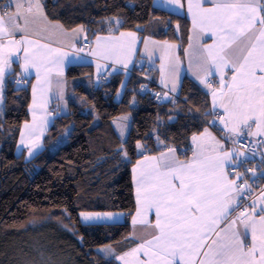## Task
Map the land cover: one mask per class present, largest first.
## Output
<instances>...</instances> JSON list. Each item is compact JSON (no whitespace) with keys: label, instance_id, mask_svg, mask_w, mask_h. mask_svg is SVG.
<instances>
[{"label":"trees","instance_id":"obj_1","mask_svg":"<svg viewBox=\"0 0 264 264\" xmlns=\"http://www.w3.org/2000/svg\"><path fill=\"white\" fill-rule=\"evenodd\" d=\"M41 2L51 23L69 32L82 28L91 43L133 32L184 49L190 37V21L155 8L153 0ZM12 66L0 112V264H121L113 253L123 256L137 246L132 237L135 196L121 184L144 156L138 145H145L146 155L174 150L189 160L193 137L213 118L210 96L186 79L179 101L161 99L151 73L144 70L113 72L99 80L88 75L83 81H89V89L83 86L80 93L77 80H70V115L57 119L44 151L25 160L17 148L28 116L12 125L7 115L26 113L33 80L23 78L18 62ZM122 115L133 119L126 140L113 125ZM69 127L73 130L63 143ZM88 213L122 214L125 221L85 225L80 216ZM108 248L111 257H102L98 250Z\"/></svg>","mask_w":264,"mask_h":264},{"label":"crops","instance_id":"obj_2","mask_svg":"<svg viewBox=\"0 0 264 264\" xmlns=\"http://www.w3.org/2000/svg\"><path fill=\"white\" fill-rule=\"evenodd\" d=\"M39 3L42 6L41 12L36 10L35 0H33L31 13L24 11L28 7L27 2L24 3L22 12L27 17L28 23L25 27L23 18L19 20L23 31L15 30L10 31V34H0V68L3 69L0 72V112L5 100V79L12 72L14 62L21 65V73L26 81L33 80L31 105L26 113L7 115V123L12 125L22 124L24 116H28V121L22 124L18 155H27L29 160L38 156L45 149L44 140L57 119L70 115L68 96L71 81L77 80L78 84L85 86L88 91L89 87L85 84L89 81H83L87 74H93L92 77L99 80L113 72L133 74V71L139 69L151 73V80H149L169 93L170 96L164 97V100L169 98L176 101L183 82L189 79L210 96L212 116L214 118L216 114H222L223 122L222 119L220 121L214 119L215 130L206 128L201 134L194 136L197 138L192 139L193 150L189 160H182L174 150L158 155L143 154L142 159L128 170L121 188L132 192L135 196L137 210L132 220V237L137 243L135 249L141 244H145V248L133 256L125 254L123 257L128 264H136L137 258L141 261H147L150 257L155 260L153 256L155 243L146 244L159 232L155 227V209L149 210L147 205L142 206L138 203L137 188L140 185L142 174L155 173L157 170L163 173L166 171L165 163L175 164L176 162L185 165L195 164L197 168L201 166V162L219 165L214 169L215 174L209 182L220 188L225 200H232V203L228 205L227 218L221 220L216 229L221 236L219 242H228L225 237L231 240L235 233L243 242L245 251L253 243L259 248L262 242L260 216L264 214V200L261 199L264 197V190L248 205L244 204L246 195L252 193L253 189L250 184H241L243 175L233 173L234 169H238L242 154L234 149L231 143L240 137L248 140H264V134H261L264 133V120L259 121V128L255 126L257 120L254 119H249L246 125L240 124L229 115L232 106L228 103V99L232 95L229 92L231 77L235 74L231 61L242 54V49L248 45L249 39L257 45L258 55L260 45L255 36L257 29L264 26H261L258 20L255 21V27L249 28L245 25V34L239 36L236 42L229 46L222 39L224 36L222 29L225 25L216 18L227 16L230 13L247 15L253 19L264 18V0H181L182 11H184L181 14L185 15L184 17L190 21L191 25L189 41L184 49L175 43L142 38L133 32L100 36L91 43L87 41L84 29L78 28L69 32L62 26L49 22L43 2L39 0ZM226 3L241 5L251 3L256 11L251 12L243 8H217V4ZM4 9H7L6 14ZM0 16L4 17L5 27L10 28L9 17L15 16V0H0ZM86 44H90V48L81 51ZM225 59L229 61L226 66L223 63ZM205 62L211 68L208 75H205L202 67H198V65H204ZM217 65L220 67L217 68ZM79 67H84V69H76ZM259 68V63L251 65L257 77L262 74ZM222 78L223 84H221ZM240 78L238 77V80ZM246 78L251 79L250 76ZM214 104L215 107H213ZM222 105L227 106L229 112H225V107ZM259 107L260 101L256 100L253 108L258 109ZM255 115L259 117V112L257 111ZM249 126H251L250 129ZM230 129H235V131H230ZM69 131L65 130V133ZM29 151L32 152L31 156L28 154ZM159 179L178 183L173 180L172 174L166 177L160 176ZM230 181L233 183H229ZM138 212L139 215H137ZM99 215L104 216L105 214ZM107 215L113 218L84 220L83 224H122L125 221V216L122 214ZM233 220L236 223L229 227ZM253 227L255 238H253ZM225 228L228 229L226 233L221 231ZM210 236L211 239L202 246L204 251L212 246L213 240L217 239L215 233H210ZM194 248L195 245H193ZM145 252H148V255H145ZM186 258L190 259V264H200L203 253L197 255L193 251L191 256ZM246 259L250 258L240 256L241 264H244ZM122 264H125L124 260Z\"/></svg>","mask_w":264,"mask_h":264},{"label":"snow or ice","instance_id":"obj_3","mask_svg":"<svg viewBox=\"0 0 264 264\" xmlns=\"http://www.w3.org/2000/svg\"><path fill=\"white\" fill-rule=\"evenodd\" d=\"M27 2L28 7L24 9V3ZM177 2V0H171ZM33 0H15V16L9 17L10 28L5 27L4 17L0 16V34H10V31L24 29L21 28L19 20L23 18L25 27L28 19L23 15L22 9L25 12L31 13L33 11ZM11 7V5H9ZM35 7L38 12H41L42 6L39 0H35ZM217 8L237 9L243 8L251 12H255L256 8L253 4H217ZM6 14L7 9L3 10ZM217 20L225 27L224 39L230 46L235 43L239 36L245 34V25L249 28L255 27V21L258 20L261 26H264V18L256 17L253 19L247 15H239L230 13L227 16L217 17ZM255 39L260 45L259 53L257 55V45L249 39L248 45L242 49V54L235 57L231 61L232 68L235 74L231 77L229 92L232 94L228 103L232 106V111L229 112L227 106L225 112L240 124H247L249 119L257 120L255 126L260 127V120H264V27L257 29ZM6 63V61H5ZM226 66L229 61L224 60ZM259 63V71L262 73L259 77L252 71L251 65ZM202 67L205 75L210 74L211 68L204 65ZM220 65H217L219 68ZM3 69L0 68V72ZM251 77L248 79L246 77ZM238 77H241L238 80ZM202 83L204 81H201ZM223 84V78L221 79ZM235 90V91H234ZM215 95V94H214ZM256 100L260 101L258 109L253 108ZM259 112V117L255 115ZM223 122V119H222ZM251 126H249L250 129ZM235 131V129H230ZM264 134V133H261ZM195 140L196 138L193 137ZM23 143V140H21ZM29 156L32 152L29 151ZM227 155V153H226ZM237 155H239L237 153ZM219 165L208 162H201L199 168L195 164H180L179 162L165 163V172H146L142 174L140 185L137 188L138 203L142 206L147 205L149 210L155 209L156 223L155 227L159 230L152 240L146 242L147 245L155 243L153 256L147 261H141L137 258L136 264H190V257L195 251L197 255L203 253V259L200 264H241L240 256L248 257L244 264H264V214L260 216L261 223V244L259 248L253 243L251 247L245 251L243 242L239 235L233 233V239L228 242L220 243V232L216 229L219 227L221 220L227 218L228 205L232 203L231 199L225 200L223 194L214 183H210L211 177L215 174L214 169ZM172 174L173 180L178 183H172L171 180H160V176H167ZM229 183H233L230 181ZM264 200V197H261ZM140 213L138 212L137 215ZM110 215L104 216L83 214L85 221L112 219ZM135 223V221H134ZM236 223L231 221L229 227ZM247 228L248 225L246 224ZM222 232H227L228 229H221ZM253 238H255V228L253 227ZM210 233H215L217 239L212 241V246H209L206 251L203 250V245L211 239ZM193 245L195 248L193 249ZM145 248V244L132 252L127 253V256H133L135 253ZM258 253V256H257ZM148 255V252H145ZM124 260L125 264L128 261L125 257H117Z\"/></svg>","mask_w":264,"mask_h":264},{"label":"built area","instance_id":"obj_4","mask_svg":"<svg viewBox=\"0 0 264 264\" xmlns=\"http://www.w3.org/2000/svg\"><path fill=\"white\" fill-rule=\"evenodd\" d=\"M84 48L87 49L88 47H82L81 51H84ZM155 95L161 97V99L170 96L167 91L159 87ZM214 119L220 121L223 119V115L218 113L211 121H207L206 125L208 129L215 130ZM231 146L242 154V160L239 162L238 169H234L233 173L243 175L241 184H250L253 189V192H250L245 197L244 204L248 205L253 198L257 197L264 190V140H248L245 137H240L235 141L233 140Z\"/></svg>","mask_w":264,"mask_h":264},{"label":"rangeland","instance_id":"obj_5","mask_svg":"<svg viewBox=\"0 0 264 264\" xmlns=\"http://www.w3.org/2000/svg\"><path fill=\"white\" fill-rule=\"evenodd\" d=\"M52 0H46V2H50ZM181 0H177V2H171V0H153V5L155 8H158V9H161L163 11H166V12H169V13H172V14H175V15H179V16H185L184 14H181L182 12V5H181ZM263 15H264V11H263ZM90 44H86V47L90 48ZM86 49V48H84ZM139 70V69H138ZM153 73V71H152ZM88 76V74H87ZM102 79V78H101ZM93 81V80H92ZM91 81V82H92ZM80 90H79V93L83 91V86H80ZM85 92V91H84ZM172 97V96H171ZM179 98V97H178ZM176 98V101H179V99ZM169 98H167L168 100ZM213 107H215V104L213 105ZM132 116L131 115H122L120 116L119 118H117L114 122H113V125H114V128L116 130V132L118 133V135L123 139V140H126L128 137H129V134L131 132V126H132ZM66 130H70L69 132H66L64 136H62L64 139H68L69 135L71 134L72 132V128L69 127L67 128ZM21 136V135H20ZM198 136V135H197ZM61 138V141L63 142L64 139ZM197 138V137H196ZM196 140V139H195ZM68 142V141H67ZM67 144V143H66ZM18 146H19V143H18ZM44 147H46L45 145V140H44ZM18 148H17V154H18ZM44 151V150H43ZM42 151V152H43ZM41 152V153H42ZM138 154L139 155H143L145 154V145L143 143H140L138 145ZM23 155V154H22ZM18 156H21V155H18ZM24 156V155H23ZM25 157V160H29L27 155L24 156ZM31 160V159H30ZM124 182V181H123ZM88 214H94V213H88ZM97 215V214H95ZM80 220H81V223H83L84 219H83V214L80 216ZM98 252L102 255V257H105V258H110L111 257V254H112V249L111 248H108V249H105V250H98ZM113 256L116 257V259L122 264V260L118 259L114 253H113ZM120 257V256H119Z\"/></svg>","mask_w":264,"mask_h":264},{"label":"bare ground","instance_id":"obj_6","mask_svg":"<svg viewBox=\"0 0 264 264\" xmlns=\"http://www.w3.org/2000/svg\"><path fill=\"white\" fill-rule=\"evenodd\" d=\"M49 21V20H48ZM50 22V21H49Z\"/></svg>","mask_w":264,"mask_h":264}]
</instances>
